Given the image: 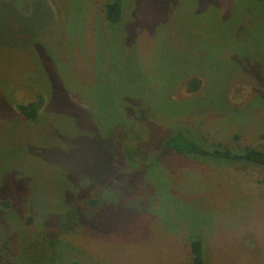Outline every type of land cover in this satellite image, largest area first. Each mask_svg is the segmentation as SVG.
Here are the masks:
<instances>
[{"label":"rangeland","instance_id":"1","mask_svg":"<svg viewBox=\"0 0 264 264\" xmlns=\"http://www.w3.org/2000/svg\"><path fill=\"white\" fill-rule=\"evenodd\" d=\"M106 1L0 0V264H264V169L159 149L264 150V0Z\"/></svg>","mask_w":264,"mask_h":264},{"label":"trees","instance_id":"2","mask_svg":"<svg viewBox=\"0 0 264 264\" xmlns=\"http://www.w3.org/2000/svg\"><path fill=\"white\" fill-rule=\"evenodd\" d=\"M130 0H107L104 4V15L107 25L124 24V11L129 6ZM128 4V5H127ZM190 91H195L200 87V80L192 78L188 83ZM42 106V98L28 103H19L16 109L19 113L30 121L39 118V112ZM161 151L177 152L182 154L193 155L202 158H214L232 163L248 162L264 169V150L257 147H245L242 150H236L230 147L207 146L196 140L188 132L173 131L159 144ZM93 203L96 200L92 201ZM0 207L8 209L10 203L7 199L0 200ZM189 248L191 253L190 264H206L204 239L201 232L190 235ZM71 264H86L80 260H72Z\"/></svg>","mask_w":264,"mask_h":264}]
</instances>
